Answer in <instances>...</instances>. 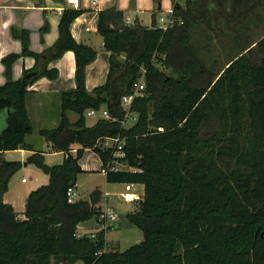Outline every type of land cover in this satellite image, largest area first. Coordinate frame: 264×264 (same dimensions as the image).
<instances>
[{
    "label": "trees",
    "instance_id": "1",
    "mask_svg": "<svg viewBox=\"0 0 264 264\" xmlns=\"http://www.w3.org/2000/svg\"><path fill=\"white\" fill-rule=\"evenodd\" d=\"M172 1L167 28L129 25L116 6L99 11L97 31L111 55L105 83L91 92L86 66L97 50L71 32L81 8H64L56 42L41 53L30 48L27 29H12L23 48L2 59L7 80L0 85V112L7 109L9 115L0 151H34L25 163L41 168L49 182L28 194L23 217L0 199V264H264V35L254 42L251 33L243 36L248 20L244 27L233 25L236 54L217 74L191 45L199 22L212 25L221 14L232 25L257 0H233L230 13L226 0ZM67 50L76 57V87L62 91L59 125L40 131L50 136L54 151L65 153L62 163L49 165L25 139L32 130L26 126V96L37 79L58 77L49 63ZM23 56L34 57L36 64L14 79L13 64ZM160 65L176 74L167 75ZM34 70L38 73L27 78ZM142 76L145 88L135 94ZM131 96L127 109L122 101ZM103 106L110 117L88 125L86 111ZM128 111L137 119L126 127ZM70 112L78 115L75 121ZM119 135L126 151L121 161L132 169L108 171L106 180L144 186L139 209L126 214L144 238L124 251L107 249L106 229L79 235L78 225L98 218L102 208L67 197L84 171V151L96 150L105 165L116 147L104 142ZM74 144L76 155L70 152ZM21 166V161L0 162V196Z\"/></svg>",
    "mask_w": 264,
    "mask_h": 264
},
{
    "label": "crops",
    "instance_id": "2",
    "mask_svg": "<svg viewBox=\"0 0 264 264\" xmlns=\"http://www.w3.org/2000/svg\"><path fill=\"white\" fill-rule=\"evenodd\" d=\"M66 1L67 0H63V2L44 0L43 6H37L34 0H0V85H3L7 80L5 76V66L2 62L3 57L10 53H20L23 48L21 39L13 35L12 29H27L31 37L30 48L38 53L43 52L51 47L58 38V25L62 14L59 10L65 7ZM93 1H96V4H93ZM113 6L125 12L127 24H140L146 27H155L156 25L161 26L159 21L167 24V18L173 10V1L80 0L78 8H81L83 12L71 24V32L78 42L92 46L97 50L95 60L86 66V88L89 92H91L94 87L105 83L107 79L109 56L111 52L106 50L103 37L97 31V21L100 10ZM161 18H164V20L162 21ZM225 24L226 27L229 28L230 24H228L227 21ZM45 25H48V30L42 32V28ZM125 55L126 54H121L120 59L124 60L126 58ZM35 64L36 60L32 56H23L19 58L12 67L13 78H21L24 75V71L32 70ZM226 66L227 64L225 67ZM52 67L58 69V77L56 79H50L43 76L37 79L28 86V93L26 96L29 126H31L32 130L25 136V139L34 146L36 151H40L44 155L45 153L41 148H36L35 142L31 136L37 133L39 136H43L49 144L52 145L50 136L43 135L40 131L43 129H54L59 125L61 119L62 91L76 87V57L74 51L67 50L61 57L52 60L49 63V68ZM101 109L106 110L104 108ZM8 115L9 110L7 109L0 112V133L7 127ZM77 117L78 115L76 113H69L71 121H75ZM94 117L98 119L101 118L98 115ZM78 148L79 145L74 144L70 152L76 155ZM33 152L32 150L26 149L0 151V162L3 160H26ZM15 153H20L21 157H14ZM28 166L30 165L26 167ZM14 176L15 174L11 176L8 183V190L0 196V199L12 204L16 212H18L19 217H23L28 194L41 185L38 183L28 186L30 181L26 177H22L21 180L18 181ZM23 178H26L25 182L22 181ZM75 187L77 188V186ZM16 188L17 190H15ZM98 205L104 208L103 204ZM83 223L84 221L78 225L79 235L88 232L93 233L98 230L80 233L79 229L84 227Z\"/></svg>",
    "mask_w": 264,
    "mask_h": 264
},
{
    "label": "rangeland",
    "instance_id": "3",
    "mask_svg": "<svg viewBox=\"0 0 264 264\" xmlns=\"http://www.w3.org/2000/svg\"><path fill=\"white\" fill-rule=\"evenodd\" d=\"M181 3H184V0H182ZM232 3L233 0L225 1L224 7L227 13L231 12ZM220 15L217 16L212 25L199 22L195 29L192 28L191 40L192 47L197 50L198 58L201 59L207 67L214 69L213 71H215L216 74L222 71L225 65L235 57L236 49H234V47L236 44L234 41V34L237 33V31L234 30L232 27L233 25H243L242 27H244L245 24L242 23L248 20L249 30H243V36L245 37L247 33H251V40L254 42L264 35V0H257L252 11L249 13L243 12L242 18H240V16H238L237 19L235 18L236 21H234V24L229 25V28L226 27L224 23L226 18L225 15ZM250 15L254 17L252 20L250 19ZM159 23L162 27H165L163 22L159 21ZM160 69L164 70L167 75L174 76L176 74L173 69L166 68L164 65H160ZM141 80L145 83L144 76L141 77ZM129 105V103L123 102V107L128 109ZM102 108L106 109L105 106ZM89 110L86 111L85 115L90 125L96 122L98 118L88 116L87 113ZM136 119L137 115L132 113L124 125L126 127L132 126L136 122ZM31 137L35 142L36 148H41L44 151L45 162L47 164H59L64 160V153L54 152L51 147L52 145H50L43 136L34 133ZM14 157L20 158L21 154L15 153ZM26 160H17L22 162V166L14 173V177L18 181H20L22 177H26L30 181L28 186L38 183L40 185L47 184L49 180L48 175L34 164H25ZM80 164L83 166L84 171L77 175L76 186L79 199L89 200L90 194L94 190L99 189L102 192V197L98 204H103L104 208L99 206L102 209L110 208L117 215V220L111 224L109 229H107V226L109 227L110 224L106 226L104 222H100L98 218L94 216L84 221V227L79 229L80 233L96 229H106L108 250L118 249L124 251L132 245L142 241L144 238L143 230L131 224L126 217L127 213L139 209V202H129L123 198L122 193L125 192L124 183H110L106 180L105 174L100 171L102 167L100 156L94 149L84 151L80 158ZM27 165L30 166L26 167ZM121 168L131 169L126 163L121 164ZM15 190H17V188ZM134 190L144 194V186L142 184H135ZM106 192L109 193L107 197L104 196Z\"/></svg>",
    "mask_w": 264,
    "mask_h": 264
},
{
    "label": "built area",
    "instance_id": "4",
    "mask_svg": "<svg viewBox=\"0 0 264 264\" xmlns=\"http://www.w3.org/2000/svg\"><path fill=\"white\" fill-rule=\"evenodd\" d=\"M93 4H96V1H93ZM79 5H80V0H67L65 7L78 8ZM64 8H61L59 10V12L62 13ZM161 20L163 21L164 18H161ZM172 21L173 20L169 16L167 18V24H165L164 28H167L169 25H171ZM144 88H145V83L142 80H140L139 82H137L135 84V89H136L135 94H139V92L141 90H143ZM131 98H132V96L131 97H125L124 101H122V104H123V102L130 104ZM87 114H88V116H91V117H94L97 115L100 117H105V118L110 117L108 111L103 110V109H98V110L97 109H90ZM130 114L131 113H129V111H128L125 119L123 120L124 124L129 119ZM113 145L116 147L115 151L112 153V155L109 158V160L107 161V163L105 165L102 164V167L100 169V171L102 173H104L105 175L108 173V171H117V170L122 169L121 164H123L124 162L121 161V159L126 158V151L124 148L125 147L124 138H122L120 135L115 136V137L106 138V140L104 142V146H113ZM22 181L25 182L26 178H23ZM124 185H125V192L122 193V196L126 201L140 202L143 199L144 194H141L139 192H136V190H134L135 183H124ZM108 195H109V193L106 192L104 196L107 197ZM67 197H68V201L70 203H73L79 199V193H78V190L75 186H71L68 188ZM98 220L100 222H104L106 226H107V224L111 225L113 222H115L117 220V215L115 214V212L112 209L105 208V209H102V211L100 212V214L98 216ZM79 264H82V263H79Z\"/></svg>",
    "mask_w": 264,
    "mask_h": 264
},
{
    "label": "water",
    "instance_id": "5",
    "mask_svg": "<svg viewBox=\"0 0 264 264\" xmlns=\"http://www.w3.org/2000/svg\"><path fill=\"white\" fill-rule=\"evenodd\" d=\"M37 73H38V70L31 71L26 75V77L31 78ZM26 126L29 127V122L26 123ZM101 197H102V192L99 189H96L90 194L89 201L92 205H97L100 202Z\"/></svg>",
    "mask_w": 264,
    "mask_h": 264
}]
</instances>
